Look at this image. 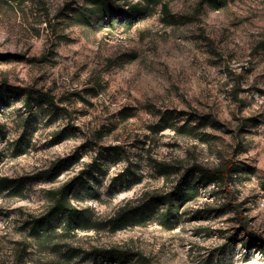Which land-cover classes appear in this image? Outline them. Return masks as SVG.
Listing matches in <instances>:
<instances>
[{"label": "rangeland", "instance_id": "rangeland-1", "mask_svg": "<svg viewBox=\"0 0 264 264\" xmlns=\"http://www.w3.org/2000/svg\"><path fill=\"white\" fill-rule=\"evenodd\" d=\"M226 1L161 0L110 26L79 16L86 0H0V264H123L89 255L112 248L124 264H264V0ZM196 164L239 169L169 222L160 201L111 230ZM81 172V222L46 221Z\"/></svg>", "mask_w": 264, "mask_h": 264}, {"label": "trees", "instance_id": "trees-1", "mask_svg": "<svg viewBox=\"0 0 264 264\" xmlns=\"http://www.w3.org/2000/svg\"><path fill=\"white\" fill-rule=\"evenodd\" d=\"M207 3L209 7L214 10H221L227 6L226 0H202L201 5ZM144 4V5H143ZM161 4V0H142L136 4H121L119 1L114 0H86L85 4L79 9V16L88 24L92 25L94 17H99L98 25L103 24L105 21L110 26L114 24L116 16L127 14L133 20L136 15H142L154 6ZM38 99L42 104H53L54 99L47 93H38ZM62 161L53 164L49 169L41 171L37 177H56L61 169ZM238 167L230 166L225 168H208L196 164L186 174L181 181L180 185L175 190L167 192L164 195L150 196L152 206L144 208H135L131 212H125L124 209L119 210L109 221L112 231H118L130 225L137 224L138 220L142 217L149 219L155 213V203L160 201L167 202L164 210V218L169 222L176 216V209H179L186 201L193 200L197 197L199 185H206L208 183H217L218 181H226L232 177V173L238 171ZM95 167L90 169L92 173ZM86 172H81L78 177L70 182L65 183L59 190H55L52 194L53 204L46 214V221H51L55 217H64L61 220L68 228L77 226L83 219L82 211L75 206L69 199L70 194L75 190L76 186L84 179ZM197 179L194 183L191 178ZM192 178V179H193ZM9 182V179L0 181ZM177 201V204H175ZM140 223V222H139ZM93 258L101 257L104 260L127 263L129 257L132 255L127 250L117 248L112 249H95L89 252Z\"/></svg>", "mask_w": 264, "mask_h": 264}]
</instances>
